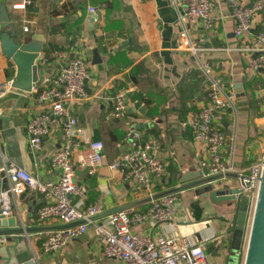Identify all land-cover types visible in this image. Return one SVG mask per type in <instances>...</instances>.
Segmentation results:
<instances>
[{"label": "crops", "instance_id": "crops-1", "mask_svg": "<svg viewBox=\"0 0 264 264\" xmlns=\"http://www.w3.org/2000/svg\"><path fill=\"white\" fill-rule=\"evenodd\" d=\"M251 1L237 0L242 4ZM89 7L96 9L95 14L99 12L93 22L89 20L94 15ZM212 15L213 29L208 35L209 46L215 48L211 54L214 73L236 95L238 106L237 114L229 113L224 120L223 155L235 169L247 170L264 150V72L247 71L250 57L233 50L234 22L227 0H218ZM177 17L171 0H0V36L9 31L15 33V41L35 34L42 37L43 52L37 59L43 78L37 84L39 88L60 70L65 59L80 49L86 52L90 74L86 88L93 98L74 104L72 111L85 134L103 142L105 161L94 174L75 167L76 181L86 190L83 199L72 197L78 208L99 202L106 214L126 207H148L147 200L131 188L121 171L108 168L123 150L120 138L126 122L158 142L157 155L168 163L167 176L163 178L165 189L179 186L182 175L200 171L202 146L192 142L186 124L187 113L206 102V78L187 50V37L197 38L200 33H180ZM24 24L29 26L27 32L22 29ZM263 29L264 11L256 18L254 32ZM93 49L101 56V65L92 63ZM16 72L13 60L2 52L0 39V82L13 84ZM238 83L240 88H235ZM114 90L128 92L129 107L120 119L108 117V97ZM136 102L142 103L144 112L133 107ZM39 105L35 95L25 91H13L0 99V163L6 158L47 182L57 179L50 155L60 140L56 131L54 137L52 134L43 140L38 154L31 151L25 125L40 110ZM226 183L232 188L238 186L234 177ZM5 186L6 181L0 180V189ZM178 196L170 221L149 222L133 230L151 237L181 235L197 243L214 235L215 239L204 245L208 264H243L244 244L236 251L225 250L222 243L226 240L229 244L232 237L234 205L210 202L208 197L197 194L196 188L183 189ZM46 201L32 189L11 197L16 228L26 232L11 235L24 239L6 241L0 247V264H119L101 254L92 230L70 240L58 252H46L42 247L45 232L63 226L56 219L38 220L37 211ZM215 240L217 244L211 245Z\"/></svg>", "mask_w": 264, "mask_h": 264}, {"label": "built area", "instance_id": "built-area-1", "mask_svg": "<svg viewBox=\"0 0 264 264\" xmlns=\"http://www.w3.org/2000/svg\"><path fill=\"white\" fill-rule=\"evenodd\" d=\"M217 1L171 0V5L178 11L176 23L180 33L186 36L189 32L200 33L197 38L187 37V50L196 60V68L206 78V102L187 113L186 124L192 142L202 146L199 158L201 178H215L208 183L215 184L226 183L234 177L240 194L248 198L244 254L264 170V150L247 170L235 169L224 159V120L229 113L235 116L238 106L236 95L215 75L211 62L215 48L209 46L208 33L213 29L212 12ZM227 3L234 22L236 41L233 50L250 57L247 71L264 72V29L254 32L256 18L264 11V0H253L249 4L227 0ZM88 11L95 14L96 9L89 7ZM22 29L27 32L28 24ZM89 78L86 52L80 49L73 57L65 59L60 70L41 88L35 85L25 91L34 94L40 104V110L25 125L31 151L38 154L43 140L59 132L58 147L50 155V166L57 172V179L41 182L21 166L2 158L0 180H5L6 186L0 189V217L11 216V197L32 189L47 200L37 211L38 220L56 219L65 226L45 232L42 247L46 252H58L70 240L92 230L101 254L116 259L119 264H208L204 245L215 239L214 235L201 238L197 243L181 235L151 237L133 230L134 226L149 222L170 221L179 200L178 192L183 189L176 190L181 184L168 190L163 187L168 163L157 155L158 142L153 137L144 136L128 122L120 138L123 150L108 168L121 171L131 188L147 200L148 207L143 210L126 207L103 214L105 209L99 202L83 209L72 202L73 196L81 200L86 194L85 188L76 181L75 167L94 174L105 161L103 142L88 137L72 111L74 104H83L93 98L86 88ZM13 91L24 92L13 87L11 82H0V99ZM108 99L111 104L108 117L123 118L129 107L127 90H114ZM35 239H38L37 235ZM6 241V235L0 234V247Z\"/></svg>", "mask_w": 264, "mask_h": 264}, {"label": "water", "instance_id": "water-1", "mask_svg": "<svg viewBox=\"0 0 264 264\" xmlns=\"http://www.w3.org/2000/svg\"><path fill=\"white\" fill-rule=\"evenodd\" d=\"M98 15L99 12L92 15L89 19L90 22H93ZM0 39L3 54L12 59L17 68L15 80L12 84L13 87L21 91H29L32 86L41 83L43 78L39 75L37 59L43 52L44 42L42 41V37L35 34L29 39L23 38L21 41H15L14 32L3 31ZM92 63L96 65L102 64V58L97 49H93L92 51ZM240 86L241 84L239 83L235 84V88H240ZM241 94L243 95V91H241ZM241 94L237 93V96ZM133 107L140 112L145 111L141 102H136ZM214 179H202L200 171L198 174L192 176L184 174L180 178L181 186L176 188V190L196 188V193L208 197L210 202H226L228 207L234 205L236 217L232 237L229 244H227L226 240H223L222 243L225 250L231 249L237 251L241 248L244 240L248 198L240 194L238 187L232 188L227 183L217 182L215 184H208ZM0 227H3L0 230V234L6 235L7 241L18 242L20 239H24L22 236H17L16 238H12L11 236L26 232L23 228H16L15 217H0ZM63 227L65 226L61 228ZM216 244L217 240L211 243V245ZM243 264H264V170L252 214L250 230L246 239Z\"/></svg>", "mask_w": 264, "mask_h": 264}, {"label": "trees", "instance_id": "trees-1", "mask_svg": "<svg viewBox=\"0 0 264 264\" xmlns=\"http://www.w3.org/2000/svg\"><path fill=\"white\" fill-rule=\"evenodd\" d=\"M144 102H145V104H148L149 102H148V100H144V99H142Z\"/></svg>", "mask_w": 264, "mask_h": 264}]
</instances>
